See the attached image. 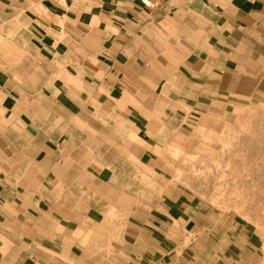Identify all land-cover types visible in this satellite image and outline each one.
Segmentation results:
<instances>
[{"label":"crops","instance_id":"crops-1","mask_svg":"<svg viewBox=\"0 0 264 264\" xmlns=\"http://www.w3.org/2000/svg\"><path fill=\"white\" fill-rule=\"evenodd\" d=\"M153 1L0 0V264H262L162 147L261 99L264 0Z\"/></svg>","mask_w":264,"mask_h":264},{"label":"rangeland","instance_id":"rangeland-1","mask_svg":"<svg viewBox=\"0 0 264 264\" xmlns=\"http://www.w3.org/2000/svg\"><path fill=\"white\" fill-rule=\"evenodd\" d=\"M258 82L264 85V67ZM182 115L183 133L162 147L168 182L193 189L226 220L245 223L261 239L264 264V93L223 111L193 114L185 106ZM157 177L151 173L153 187Z\"/></svg>","mask_w":264,"mask_h":264},{"label":"built area","instance_id":"built-area-1","mask_svg":"<svg viewBox=\"0 0 264 264\" xmlns=\"http://www.w3.org/2000/svg\"><path fill=\"white\" fill-rule=\"evenodd\" d=\"M141 1L144 7L150 10H155V9L165 10L166 8L165 6L158 4L153 0H141Z\"/></svg>","mask_w":264,"mask_h":264},{"label":"bare ground","instance_id":"bare-ground-1","mask_svg":"<svg viewBox=\"0 0 264 264\" xmlns=\"http://www.w3.org/2000/svg\"><path fill=\"white\" fill-rule=\"evenodd\" d=\"M259 115H260V114H259ZM248 118H249V117H248ZM244 120H246V119L244 118ZM251 120H252V119H251ZM251 120H250V121H251ZM247 121H248V120H247ZM250 121H249V122H250ZM243 125H244V124H243ZM248 129H249V128H248ZM246 130H247V129H246ZM257 146H258V145H257ZM259 159H260V158H259Z\"/></svg>","mask_w":264,"mask_h":264}]
</instances>
